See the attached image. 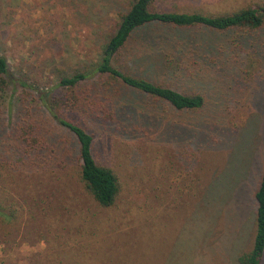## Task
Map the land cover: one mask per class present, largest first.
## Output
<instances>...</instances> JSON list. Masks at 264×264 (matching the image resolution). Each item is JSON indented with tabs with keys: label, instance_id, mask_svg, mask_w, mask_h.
I'll use <instances>...</instances> for the list:
<instances>
[{
	"label": "rangeland",
	"instance_id": "374dc122",
	"mask_svg": "<svg viewBox=\"0 0 264 264\" xmlns=\"http://www.w3.org/2000/svg\"><path fill=\"white\" fill-rule=\"evenodd\" d=\"M131 2L0 0V55L13 77L0 99V199L10 216H0V264H239L252 249L264 175V27L244 34L152 25L138 32L128 52L143 54L147 46L155 53L138 62L123 55L116 67L199 92L204 108H156L126 93L148 105L122 114L119 125L67 115L94 136L97 162L119 178L110 207L89 193L76 157L58 165L71 138L20 84L39 87L51 103L58 75L97 62ZM249 5L264 0H156L152 9L224 14ZM181 39L213 52L196 56L199 64L189 68L197 75L184 82L165 75L158 61L161 44L172 48ZM23 103L49 130L54 153L22 157L16 127Z\"/></svg>",
	"mask_w": 264,
	"mask_h": 264
},
{
	"label": "trees",
	"instance_id": "16d2710c",
	"mask_svg": "<svg viewBox=\"0 0 264 264\" xmlns=\"http://www.w3.org/2000/svg\"><path fill=\"white\" fill-rule=\"evenodd\" d=\"M156 0H132L126 13L121 15L118 26L107 43L103 46L97 62L82 66L70 74L58 75L53 97H48L33 84L21 82L20 86L29 96L33 95L35 101H41L46 106L53 122H56L70 136V145L63 143L66 150L58 154V165L65 166L67 158L77 159L80 167L81 180L89 193L102 207L112 206L120 192V181L116 173L106 166L100 165L94 156V136L81 124L67 115L81 117L87 115L99 119L103 124L119 125L120 117L125 112L141 113L147 101L135 102L125 97L126 93L134 94L148 100L156 108L167 106L177 111L195 112L204 108L206 100L203 94L193 92L182 93L167 82H158L144 74L124 72L114 64L115 60L126 55L135 62L150 58L155 51L141 47L139 55H132L127 47L132 39L141 30L161 25L177 30L209 29L215 32H242L244 34L260 31L264 27V5L256 7L249 5L232 13L206 14L202 12H171L153 10ZM164 43V42H163ZM160 45V59L158 60L162 72L170 75L175 81L182 78L195 77L189 67L198 65L196 56L206 58L213 53L199 47H192L187 41L179 40L171 48ZM127 50V51H126ZM132 55V56H131ZM207 59V58H206ZM214 59H210L213 61ZM215 61V60H214ZM158 65V64H157ZM12 74L7 59L0 55V99L4 98L10 88ZM182 79V80H179ZM28 101L27 98L24 100ZM25 112L24 121L16 127V131H23L20 153L22 157L35 156L42 152L54 153L50 144V132L38 126L32 117V107L23 103ZM69 139V138H68ZM26 156H25V155ZM47 159L44 160L47 163ZM257 218L256 233L252 249L241 255L239 264H262L264 258V175L256 192ZM0 216L7 221L8 216L0 199Z\"/></svg>",
	"mask_w": 264,
	"mask_h": 264
}]
</instances>
